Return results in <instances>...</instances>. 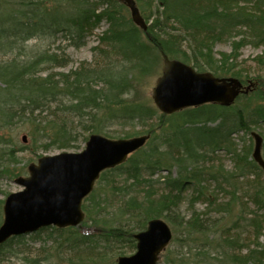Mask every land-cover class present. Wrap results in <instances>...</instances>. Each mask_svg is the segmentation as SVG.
Segmentation results:
<instances>
[{
	"label": "trees",
	"instance_id": "trees-1",
	"mask_svg": "<svg viewBox=\"0 0 264 264\" xmlns=\"http://www.w3.org/2000/svg\"><path fill=\"white\" fill-rule=\"evenodd\" d=\"M135 2L147 23L151 21L146 32L127 16L130 11L122 0H0V181L27 175L16 169L25 151L39 157L51 150H80L91 135L111 138L116 126L133 130L137 124L143 128L139 136H150L125 164L101 174L84 200L81 225L12 238L0 247V264H104L107 259L116 264L127 256L125 249L136 251L135 235L149 221L163 219L178 226L176 215L188 193L194 210L180 225L186 240L170 251V264H262L258 239L264 230L259 219L264 186L259 181H264V172L250 148L238 151L233 135L264 128V77L257 99L251 92L230 108L207 104L170 116L143 102L138 92L165 58L218 78L243 80L235 66L241 50L264 46V0ZM104 22L108 28L99 42L107 52L94 49L98 54L93 61L66 70L72 63L67 48L85 47ZM41 42L47 44L43 50ZM220 44L230 45L231 53L217 59L213 51ZM256 63L264 70V54ZM22 129L26 144L16 141L15 133ZM222 152L230 156L234 171L224 169ZM262 152L264 157V145ZM175 169L178 175L172 177ZM161 173H167L163 181L153 179ZM112 197H120L116 205ZM199 202L209 211L198 213ZM3 204L4 198L0 226ZM213 212L231 221L222 230L223 241L209 239L217 227L209 217ZM246 222L253 228L251 244L240 232ZM42 237L51 244L41 249L42 256H25L21 250L26 241ZM252 244L257 246L252 249Z\"/></svg>",
	"mask_w": 264,
	"mask_h": 264
},
{
	"label": "water",
	"instance_id": "water-1",
	"mask_svg": "<svg viewBox=\"0 0 264 264\" xmlns=\"http://www.w3.org/2000/svg\"><path fill=\"white\" fill-rule=\"evenodd\" d=\"M131 11L135 25L143 31L148 26L134 0H122ZM245 87L237 78H216L212 73H199L179 60L164 59L162 76L153 91L157 109L165 115L205 104L231 107ZM255 140L254 161L264 172L263 138ZM150 136L112 140L92 135L84 151L63 152L44 156L28 167L29 175L14 181L23 191L10 194L4 202V220L0 226V247L13 237L28 236L48 227L65 229L79 226L84 218L83 201L92 193L101 174L124 164L129 156L141 150ZM26 137L23 142L26 143ZM137 251L120 257L117 264H158L161 254L173 239L168 224L153 219L147 229L135 235Z\"/></svg>",
	"mask_w": 264,
	"mask_h": 264
},
{
	"label": "rangeland",
	"instance_id": "rangeland-1",
	"mask_svg": "<svg viewBox=\"0 0 264 264\" xmlns=\"http://www.w3.org/2000/svg\"><path fill=\"white\" fill-rule=\"evenodd\" d=\"M145 1L147 2L148 0H145ZM127 16L130 17L129 12L127 13ZM148 22H149L148 24L151 23V21H148ZM107 28H108V25L106 24V22L102 23V25L99 27V29L94 31L88 37L87 45L85 47H83L81 49L67 48V54L71 58L72 63L66 70L77 68L80 66V64L82 62L93 61L94 55L98 54L97 52L93 51L94 49H99V51H102L104 53L107 52L105 47L102 46V44H100V42H99L102 33ZM31 44H32V42H31ZM46 45L47 44H45L44 42H41V44L39 45V49L40 50L45 49ZM213 53L217 59L220 57L221 53L229 54V53H231L230 45H228V44L217 45L214 47ZM263 54H264V46L263 47H254L253 45H248L247 47H245L244 49L241 50L240 60L237 63V65H235L236 69L239 71V73L242 74L244 81H253L254 83H257L256 84L257 87L255 88L254 93L251 94L253 99L254 98L257 99V93L260 91L259 89H262V87H260L258 84H259L260 79L264 77V70L257 65L256 59H258V57H260V56H263ZM161 75H162V64H160V68H159L157 75H154L153 77L148 78L144 82L143 86L139 89L140 92H138V94H139L140 99H142L143 102L151 104L154 106L153 91L156 87L157 80ZM244 104H245V102L243 101V102L239 103V105L237 104V106L243 107ZM142 131H143V128L137 124L134 125L133 130H131V127L116 126V127L111 128V133H112L111 138L112 139H129V138H125L124 136H126L128 133H133V132L136 135H133L130 138H134V137H137L140 134H142L143 133ZM252 132H256L264 138V128H253L249 133H246L245 131H239L238 133L233 135L234 143H235L236 148L238 149L239 152H242L244 150H246V152H247L248 149L250 148L252 153H253L255 144H254V140L251 138ZM15 135H16V141H19V143H22L23 137L28 138L27 134L25 132H23V129L20 130L19 132H16ZM80 145H81V146H79L80 150H75V149L51 150L45 154H42V156H39V157L33 156L30 153V151H25L24 153L20 154L21 156H19V160H18L19 162H18V166L16 169H18V171H21V169H25V171L28 173V171H27L28 166L32 163H36L39 158L44 157V156H54L57 154H61L63 152L78 153V152L84 150L86 144L80 143ZM219 159H221V164H223V167L227 172L234 171V163L231 160L230 156H228V154L226 152H222L219 156ZM172 174H173L172 177H177L178 169L173 170ZM166 175H167V173H161L160 175H156L153 179L163 181L164 177ZM123 180L124 179H121L119 181L123 182ZM255 183H257V181H255ZM259 184L264 186L263 178H261V180L259 181ZM21 190H22V188L19 187L18 185H16L13 180L12 181H9V180L0 181V199L5 198L10 193L11 194L17 193ZM109 195H110V193H109ZM119 198L120 197H115V198L112 197V202L114 205L117 204ZM185 198L186 199H185L184 203H182L179 213L176 215L177 220H176L175 216H171V218H174L177 221L178 226H173V225H171V223H169V221L167 222L166 220H164L166 223H168V225L172 229L175 241L171 243V245L169 246L167 251L162 255L158 264H170L168 262V259H167L168 258L167 256L169 255L170 251L171 250L174 251V250H177L178 248H180L179 245L183 244L182 240H186L187 232L180 225H182L181 224L182 222H184L186 220H190L191 212L194 209H192L190 207L191 194L188 193L185 196ZM249 208L252 210H255L254 204L250 203ZM195 210L198 213L203 214L206 211H209V208H207L206 204L199 202L195 205ZM113 214L114 213L111 212L110 217L113 218ZM260 214L263 215V216H260L259 219H260V221H262L263 226H264V211H261ZM209 217L212 219L211 223L214 222L217 225V227L213 228V230H212V232L215 233V235L210 236L209 239L216 238V241H223V235L225 234V231H222V230L225 229L226 227L231 226L230 219H228L227 216H224V215L221 216L215 212L210 214ZM248 219H250V218H248ZM90 224H92V223H90ZM241 225L242 226H241L240 232L243 234V239H245L248 244H251L253 242V239H255V237L252 233L253 228L251 227L249 222L241 223ZM193 237L199 241L205 239L202 236H197V235H194ZM192 241H194V240H192ZM202 242H205V241H202ZM258 242H259V250H264V230H262V233L260 234V238L258 239ZM26 245H27L26 248L21 250V251L25 254V256L36 258V257L42 256L41 255L42 250H43L42 248H45V250H46L50 247L51 244L49 243L47 238L42 237L37 242H33L32 240L28 239L26 241ZM256 246H254L252 244L251 248L253 249ZM125 250L127 252V256L135 253V251H131V249H129V248L125 249ZM247 253H248V251L245 250L243 254L246 255ZM110 258H113V255H111ZM112 262H113L112 259H110V260L107 259L104 264H112ZM262 264H264V259L262 261Z\"/></svg>",
	"mask_w": 264,
	"mask_h": 264
}]
</instances>
